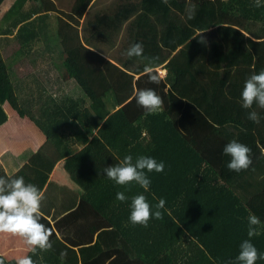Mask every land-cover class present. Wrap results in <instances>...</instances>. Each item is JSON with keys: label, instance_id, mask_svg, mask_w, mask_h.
Here are the masks:
<instances>
[{"label": "trees", "instance_id": "trees-1", "mask_svg": "<svg viewBox=\"0 0 264 264\" xmlns=\"http://www.w3.org/2000/svg\"><path fill=\"white\" fill-rule=\"evenodd\" d=\"M26 2L18 0L6 17L14 19ZM37 2L38 20H32L33 13H21L4 32L15 31L21 23L17 38L22 46L34 43L31 61L50 57L57 68V94L46 93L51 81L37 70L22 76L11 68L0 38V126L9 119L6 109L16 110L47 138L46 147L20 171L9 173L0 165V176H23L43 194L40 222L50 231L51 248L28 252L34 264H239L235 257L240 241L249 238V214L262 222L259 235L250 239L264 252V120L256 124L247 119L249 110L238 102L247 76L264 69V6L254 7L252 0H132L92 23L97 38L123 32L121 53L133 42L143 45L142 56L122 54L124 60L117 61L86 42L80 31V20L93 0H76L68 13L54 0ZM50 12L58 15L51 32L46 19ZM162 65L166 73L159 83L151 82L144 68L159 75ZM67 80H73L71 87ZM143 88L159 95V111L149 114L136 104L135 93ZM116 107L119 115L113 118L123 114L127 119L110 146L118 159L144 154L164 161L163 172L146 173L151 179L144 193L149 203L165 200L161 217L150 216L147 226L128 220L130 198L144 192L135 182L117 185L105 176L86 197L66 185L47 183L56 162L74 146L87 144L107 121L115 128L108 117ZM253 109L264 115L255 103ZM230 139L250 147L247 169L235 172L225 166L230 157L222 147ZM117 191L128 199L117 200ZM50 202L57 209L53 214ZM85 203L96 211L98 222L90 244L78 252L72 247L81 242L77 234L66 236L58 229ZM118 230L126 241L115 245L114 237L107 236ZM103 241L107 263L96 257L104 251ZM13 254L0 252L3 264H16ZM255 264H264V259Z\"/></svg>", "mask_w": 264, "mask_h": 264}, {"label": "crops", "instance_id": "crops-1", "mask_svg": "<svg viewBox=\"0 0 264 264\" xmlns=\"http://www.w3.org/2000/svg\"><path fill=\"white\" fill-rule=\"evenodd\" d=\"M75 2L76 0H54L57 8L67 13L71 12ZM131 2L132 0H93V2L87 8L84 16L80 20V31L84 36V40H87L86 42L91 45H97L99 51L106 53L108 58L112 57L117 61L124 60L122 59V50L120 51L121 47L123 46V42H121V38L124 36L123 32L121 34L112 33L111 35L102 33L97 38L96 33H94L92 23H94L99 16L107 14L113 15L115 10L117 11L121 8V5L125 6V4H129ZM16 4H18V0H4V2L0 6L1 43L9 42V40H7V37H10L11 34L18 33V29H20L21 23L13 32L5 33L4 29L9 27L11 22H17L16 20L17 18H19L21 13H33L34 16L32 20H38L41 15L36 14L38 12L35 10V8L38 6L37 0H27V2L24 4L23 9L18 12L20 14H16L14 19H9L8 17H6V14ZM46 19L50 24L52 21L56 23L58 22V15L55 12H50L49 14H47ZM126 27L127 24L124 26V28ZM109 36H111L112 39L108 40L107 37ZM3 47H5V45H3ZM25 47L26 46L21 45V47L18 49L20 58L14 59L13 63L8 61V58H6L2 49L8 65L11 68L18 69L19 72L20 70L18 65L21 64V59L25 58L23 55L25 52H27L28 54L27 60H31L29 56V50L31 49V46H28L25 50H23ZM32 48H35V46H33ZM157 68L159 72L162 71V76H164V74L166 73V69L163 68V65L158 66ZM70 82L73 83V80H70ZM66 83L71 87V84H69V80H67ZM31 93L32 92H28L27 94L31 95ZM110 101L111 98L109 99V102ZM114 109H116L114 111L115 113L120 110V107H116ZM114 109L111 108V111ZM6 111L8 112L9 119L5 124L0 126V141L3 144H8L7 152L10 153L11 163L7 164L5 167L1 165V167L7 172H18L22 169L25 163L29 161L30 158H32L35 154L46 147L47 138L45 133L39 130L36 123L29 117H20L11 112L9 109H6ZM119 118L120 119H116L115 121V128L111 127L108 121L105 122V124H103L101 128L94 131L87 144H77L72 148L71 154L68 157L59 159L56 162L53 170L49 174L47 183L52 181L56 184L66 185L77 192L81 197H86L90 188L94 184H96L97 182H101L105 178L102 169L107 165L117 163L119 160L110 148L111 144L116 140V137L125 127L127 122V119L123 114ZM28 119L32 122L28 123ZM119 120H122V123H117V121ZM105 126H107V129H105ZM50 146L51 145L47 146V150L49 151L50 156H52L54 153L53 148ZM25 158H27V160H24ZM83 160L86 161L82 162ZM86 162L87 164H84ZM66 203L68 202L66 201ZM50 205L51 212L53 214L57 209L52 206V203ZM78 211L79 212L76 211L77 214L73 213V216H71V218L67 222L59 224L60 228L58 229V232L66 236H73L74 234H77L78 239L81 240V242L79 244L72 243V247L79 252L81 247H87L88 244H90L91 231L93 228H95L98 222V218L96 211L88 203L83 204V208H80ZM51 223L54 226H57L54 221H51ZM131 227L132 226H130V228ZM123 228H126L125 224L123 225ZM105 230H107V228ZM121 233V230L114 231L113 233L109 232L107 237H114V244L117 245L119 242L122 243V241H126L123 236H120ZM95 240L96 235L94 236L93 241ZM102 243L101 244L104 251L103 253L97 254L96 257L97 259L105 260L107 263L108 247L105 248L107 242L103 241ZM27 249L28 245L18 234L0 232L1 253L5 254L13 252L14 256L20 257L23 255H28ZM115 254L116 253H114V255ZM122 255L123 254L119 256L120 260L122 258Z\"/></svg>", "mask_w": 264, "mask_h": 264}, {"label": "clouds", "instance_id": "clouds-1", "mask_svg": "<svg viewBox=\"0 0 264 264\" xmlns=\"http://www.w3.org/2000/svg\"><path fill=\"white\" fill-rule=\"evenodd\" d=\"M252 5L260 8L264 6V0H252ZM193 15L194 10H190L188 18L191 19ZM122 54L129 58L140 57L143 54V45L140 42H133ZM148 59L149 63L155 60L154 57ZM144 72L153 83H159L160 76L163 75V73L157 75L147 66ZM135 101L149 114L159 111L162 103L159 95L151 88L139 89L135 93ZM238 102L242 108L249 110L246 113L247 119L256 124L264 120V115L253 109L254 103L264 109V69L247 76ZM250 152L251 149L247 144L237 139H230L222 147V153L230 157L225 166L235 172L247 169L252 162ZM164 167V161H157L150 155L140 154L133 160L131 154H126L117 163L102 169L103 174L115 184L127 185L129 182H135L144 190L130 198L128 220L132 224L147 226L150 216L157 219L161 217L160 209L165 205L164 198L160 197L155 203L150 204L144 193L149 191L151 184V179L146 173L163 172ZM42 199L43 194L38 187L33 183L25 182L23 176H0V232L21 236L28 245L27 251L31 253L51 248L50 231L40 222ZM116 199L124 201L128 198L123 192L117 191ZM261 223L260 218L254 214H249L247 217L249 238L239 243V251L235 257V261L239 264H255L258 259H264V252H258L250 239L254 235H259L260 229L257 226ZM0 264H3L2 259ZM16 264H34V261L30 255H23L16 259Z\"/></svg>", "mask_w": 264, "mask_h": 264}, {"label": "rangeland", "instance_id": "rangeland-1", "mask_svg": "<svg viewBox=\"0 0 264 264\" xmlns=\"http://www.w3.org/2000/svg\"><path fill=\"white\" fill-rule=\"evenodd\" d=\"M56 26H57V22L55 23L54 21H52L51 24H50V27L51 28H50L49 31L51 32V29H53V28L55 30ZM52 33H53V31H52ZM52 33H50V34H52ZM17 34H11L10 37H7V40H9V42H7V43H5V42L4 43H1L2 47H3V45H5V47H3L2 49L4 51V54H5L6 58H8V61L11 62V63H13L14 59L20 58V54H19L18 49L21 47V44L22 43L17 38V37H19V34L18 35ZM53 36H55L54 33H53ZM28 44H29V42H28ZM28 44H27L26 47L32 46L34 43H32L30 45H28ZM26 47L23 50H25ZM118 48H119V46H118ZM23 55H24L25 58L24 59L22 58L21 59V62H20L21 64L18 65L19 66L20 73L22 74V76H24V75H26L28 73L35 72L37 70V72L41 74L42 78L44 77V78H47V79H49L51 81L50 84L48 85V89L46 90V93H48L50 96L51 95L53 96V94H55V93L57 94L59 92L57 90V87L59 86L60 82L57 80L58 79L57 78V75H58L57 68L54 67V64L51 62L50 57H42V55H41L39 57L38 62L32 63L31 60H27V55H28L27 52H25ZM47 55H49V54H47ZM35 64H38V65H35ZM69 84H71V82H69ZM52 90H54L53 93H52ZM33 94H37V93L36 92H32L31 95H33ZM48 94H47V97L49 96ZM109 99L110 98L108 97V101H109ZM115 110L116 109L112 110L111 111V114H110V117H108V119L110 118L109 119L110 122L111 121L112 122H115L116 121V118H113V116L114 115H117L119 111H117V112L114 113ZM117 110H119V109H117ZM11 112H13L16 115L22 117L16 110H11ZM7 115H8V112H7ZM120 115L122 116V114H120ZM120 121L121 120L117 121V123H120ZM31 122H32L31 120L28 121V123H31ZM105 129H107V126H105ZM39 130H41V129L39 128ZM34 136H35V134H34ZM7 145L8 144H3L0 141V165H2L4 167L7 164H10L11 163L10 162V153L7 152V147H8ZM7 157H9V158H7ZM85 161L86 160H83L82 162H85ZM84 164H87V162L84 163ZM9 173H11V172H9Z\"/></svg>", "mask_w": 264, "mask_h": 264}]
</instances>
